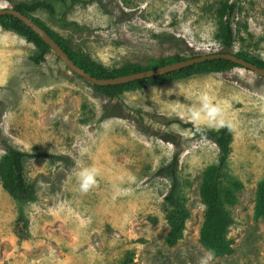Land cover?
<instances>
[{
	"label": "rangeland",
	"instance_id": "obj_1",
	"mask_svg": "<svg viewBox=\"0 0 264 264\" xmlns=\"http://www.w3.org/2000/svg\"><path fill=\"white\" fill-rule=\"evenodd\" d=\"M16 1L0 0V8ZM219 1L78 0L65 15L34 16L80 55L107 66L146 64L174 53L224 51L215 36ZM231 1L237 3L234 50L264 58V0ZM35 51L33 42L0 24V157L8 145L40 153L26 164L38 196L28 206V240L15 235L17 208L0 180V264H120L130 254L133 264H198L208 251L199 240L201 174L217 160L218 146L169 119L192 123L188 108L205 91L232 124L227 179L242 182L229 232L234 250L209 264H264V217L256 215L264 179V76L238 65L109 99L55 50L40 63L30 57ZM177 152L191 217L171 245L164 207L172 181L158 171ZM85 166L97 168V182L81 193L75 174Z\"/></svg>",
	"mask_w": 264,
	"mask_h": 264
},
{
	"label": "trees",
	"instance_id": "obj_2",
	"mask_svg": "<svg viewBox=\"0 0 264 264\" xmlns=\"http://www.w3.org/2000/svg\"><path fill=\"white\" fill-rule=\"evenodd\" d=\"M76 1L78 0H18L13 7L31 17L65 49L76 64L97 77L107 78L127 75L204 54L197 53L186 56L181 53H174L170 56L151 58L146 64L129 61L120 66H107L91 59L90 56L80 55L72 49L70 50L63 43L58 33L51 27H48L42 19L34 16V13L38 11L47 12L51 17H55L59 11L60 14L65 15L71 3ZM236 11L237 3L234 1H219L214 14L217 28L215 36L221 43L224 51L235 53L239 57L252 61L264 68V58L260 55L251 54L245 49L234 50L235 44L238 41L233 24ZM0 24L5 30L12 31L35 44L37 51L30 56L33 62L40 63L46 59V54L52 48L20 18L12 14H3L0 15ZM238 65L240 64L228 59H212L161 75L123 84L97 85L93 83V85L96 90L100 91L107 98L115 99L128 90L138 89L151 84L164 83L194 74L223 71ZM107 116H109L107 113H103L101 118L103 119ZM175 121L185 127L191 126L195 131L192 123L183 122L179 118L169 119V122ZM197 133L212 139L218 146L217 160L202 171L199 187L200 197L205 203L204 220L200 229L199 240L208 250L212 251L213 257H218L229 254L234 250L229 232L231 225L235 222L232 207L238 202V191L242 187V182L238 179L232 181L227 179V168L232 153L233 141L231 129L227 126L217 129L207 128ZM37 156H40V153L37 151H26L8 145L0 157V180L4 190L11 196L17 208L14 232L19 241L28 240L31 237L28 206L37 201L38 196L36 186L29 180L26 164L28 159ZM59 158H62V156ZM179 162L180 154L177 152L171 161L158 171L159 174L170 177L172 181V186L166 196V204L164 207V220L170 227L165 239L171 245L177 244L183 238L187 221L191 217L189 198L182 190L178 176ZM256 215L258 217H264V179L260 185L259 197L256 203ZM131 255L133 254L124 256L120 264H133Z\"/></svg>",
	"mask_w": 264,
	"mask_h": 264
},
{
	"label": "water",
	"instance_id": "obj_3",
	"mask_svg": "<svg viewBox=\"0 0 264 264\" xmlns=\"http://www.w3.org/2000/svg\"><path fill=\"white\" fill-rule=\"evenodd\" d=\"M3 14H12L20 18L23 22H25L27 25H29L36 33H38L42 39L50 45V47L55 50L66 62V64L69 66V68L77 73L78 75L88 79L94 84L97 85H112V84H123L139 79H144L151 76L161 75L164 73H168L174 70H178L190 65H193L195 63L203 62L206 60H212V59H228L231 61H234L242 66L248 67L260 75L264 76V68L258 66L257 64L253 63L252 61H249L245 58L239 57L235 53L232 52H226V51H218V52H209L204 53L195 57H190L188 59L177 61L168 65L159 66L153 69H147L144 71H139L127 75H121L116 77H97L95 75H92L90 72L86 71L82 67H80L78 64H76L69 56V54L65 51V49L59 45L50 35L49 33L41 27L39 24H37L31 17L27 16L23 12L15 9L14 7H5L0 8V15Z\"/></svg>",
	"mask_w": 264,
	"mask_h": 264
},
{
	"label": "clouds",
	"instance_id": "obj_4",
	"mask_svg": "<svg viewBox=\"0 0 264 264\" xmlns=\"http://www.w3.org/2000/svg\"><path fill=\"white\" fill-rule=\"evenodd\" d=\"M188 118L197 132H201L203 127H232L231 122L226 119L223 106L207 91L201 93L196 102L189 106ZM97 175L98 170L95 166L79 168L75 174L78 190L87 193L96 184ZM212 255V251L208 250L199 258L198 264H209Z\"/></svg>",
	"mask_w": 264,
	"mask_h": 264
}]
</instances>
